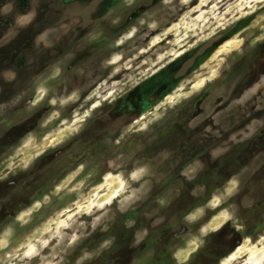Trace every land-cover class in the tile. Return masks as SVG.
Wrapping results in <instances>:
<instances>
[{
	"label": "rangeland",
	"instance_id": "obj_1",
	"mask_svg": "<svg viewBox=\"0 0 264 264\" xmlns=\"http://www.w3.org/2000/svg\"><path fill=\"white\" fill-rule=\"evenodd\" d=\"M0 264H264V0H0Z\"/></svg>",
	"mask_w": 264,
	"mask_h": 264
},
{
	"label": "flooded vegetation",
	"instance_id": "obj_2",
	"mask_svg": "<svg viewBox=\"0 0 264 264\" xmlns=\"http://www.w3.org/2000/svg\"><path fill=\"white\" fill-rule=\"evenodd\" d=\"M136 94L139 95L137 92ZM154 99L155 97H151L150 93L146 92L144 96L141 94L133 99L132 102H130L131 99H128V95H126L124 103L111 104V106L105 111H102L101 108H99L97 112L94 111L92 115L87 120H85L86 122L84 123V127L80 132H78V135L82 131L83 133H88L87 136L83 138V140L85 142L86 139L92 138L91 141L87 142V145L85 146L91 147L92 150H94L97 146V142H100V135L103 136L105 143L110 144L112 147L114 140L116 137H118L120 131H122V127H128V116L130 118L141 114L148 108V105H150ZM117 110L119 111L117 112ZM119 122L120 124L116 125ZM125 141L128 142V139Z\"/></svg>",
	"mask_w": 264,
	"mask_h": 264
},
{
	"label": "snow or ice",
	"instance_id": "obj_3",
	"mask_svg": "<svg viewBox=\"0 0 264 264\" xmlns=\"http://www.w3.org/2000/svg\"><path fill=\"white\" fill-rule=\"evenodd\" d=\"M228 191H231V189H229ZM218 202H219V201H217V203H218ZM224 235L227 237L228 234H227V233H224Z\"/></svg>",
	"mask_w": 264,
	"mask_h": 264
},
{
	"label": "clouds",
	"instance_id": "obj_4",
	"mask_svg": "<svg viewBox=\"0 0 264 264\" xmlns=\"http://www.w3.org/2000/svg\"><path fill=\"white\" fill-rule=\"evenodd\" d=\"M233 183H235V182H233ZM198 211H202V210H198Z\"/></svg>",
	"mask_w": 264,
	"mask_h": 264
}]
</instances>
